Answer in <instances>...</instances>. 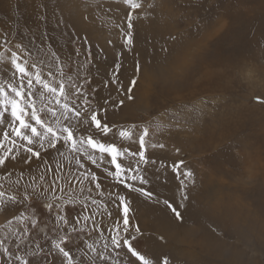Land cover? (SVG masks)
Instances as JSON below:
<instances>
[{"label": "rangeland", "instance_id": "374dc122", "mask_svg": "<svg viewBox=\"0 0 264 264\" xmlns=\"http://www.w3.org/2000/svg\"><path fill=\"white\" fill-rule=\"evenodd\" d=\"M62 2L71 4L66 15L71 11L79 14L87 12L88 16L92 17L96 14L93 18H87V23L94 27L96 36H80L76 33V29L72 28L71 21L65 18H63L64 25L57 28V17L65 14L61 8ZM38 3L40 0H0V29L14 36L18 27L23 30L27 25L39 36L45 27L36 19ZM45 3L49 5L47 9L49 21L46 28L48 38L44 45H40L37 40V46L33 47L34 58L43 60L44 64L48 65L50 58L47 53L50 50H57L64 59H67L73 55L74 49L79 48L83 53L85 47L90 45L95 65L92 68V84L100 88L99 97H108L110 94L103 88V81L107 79L118 53H124L121 72L125 69V74L132 78L136 60L131 70L130 63L126 59L133 60V51L123 50L120 33L115 27L128 11L123 0H45ZM146 3L152 4L153 8L150 9V18L145 19L149 23L144 26L151 34H158L153 40L158 47L150 49L152 45H148L145 52L147 54L141 53L140 58L136 54L138 57L135 58H139L142 72L148 69L149 62H153L154 58H162L164 63L170 56L166 62L170 63L173 52L180 50L181 55L175 61L173 68L174 80L162 87L158 82L148 87L147 97H144L141 106L136 110L133 109L131 113L128 112L137 121H132L131 119H134L132 117H126L128 121L124 118L125 121L123 120L121 125L148 126L150 140H158L166 146L165 149L150 150H154L156 154L167 155L169 158L181 154V159H184L186 164H192L191 169L200 167L205 172H210L208 174H213L214 179L223 180L219 186L221 189L226 187L225 190L236 199L238 195L240 199L245 200L249 212L242 211L241 214L245 216L248 213L247 234L250 238L260 236L263 240V249L260 250L257 243L255 245L252 243L251 248L246 247L242 244L243 240H235L232 235L226 238L227 243L230 242L231 245L236 243L237 250L242 251L245 256H239V259L229 262L264 264V103L258 102L257 99L264 101V0H146ZM113 5L117 9L113 15L119 19H111L112 14L101 15L94 10L112 9ZM91 10L94 11L91 13ZM76 17L78 15L74 14L71 20ZM137 28L136 24L135 30ZM170 36H179V44H174L169 39ZM99 42L107 44L112 50L110 54H103L106 58H99L101 56ZM134 43V49L138 51L143 47L136 33ZM162 47H167L169 51L163 52ZM187 63L190 65L184 69ZM51 67L55 71V64ZM96 67L99 68V73L96 72ZM43 70L46 72L48 68L44 67ZM122 77L126 78L124 75ZM2 78L1 76L0 79ZM166 86L168 87L163 88ZM142 88L146 87L143 85ZM137 92L135 88L132 93L133 98L128 99L124 92L116 94L112 90V99L133 101ZM122 107L116 106L115 110L109 107L106 118L110 125L116 124L115 122L118 121L116 118L121 115ZM173 119L179 121L178 125L161 123ZM219 137L222 139L220 140ZM208 143L211 145L206 146ZM176 148L180 149L179 153H176ZM47 182L44 180V184ZM7 187L8 185H4V190L10 192L11 188ZM83 190L86 193L88 191L85 188ZM241 195H244L243 198ZM42 197L44 208H40V222L36 224L33 239L36 243L45 244L48 236L54 237L58 242L67 236V248L75 251V248H79L81 240L88 237L91 230L87 228L91 221L74 223L73 219L76 209L91 197L86 194L80 198L71 195L68 191L60 195L46 193ZM225 197L223 196V199ZM234 205L232 202L233 207ZM162 206L160 204V207ZM37 207L39 208V204ZM66 207L68 212L65 215ZM260 208L263 209L262 212ZM15 213L16 209L11 206L0 207V238L16 231L19 226L16 222L11 226L8 224ZM26 219L35 223L31 213ZM141 231L142 236L133 242V246L150 253L151 240L156 239L157 236L150 231L149 233L143 229ZM175 235L177 237L175 241L166 239L169 248L164 252L161 247L159 250L161 256L167 255L169 258L171 256L170 259H174L171 254L172 249H176L173 250L175 252L196 250L197 253L198 248H188L185 245L184 249L185 246L177 242L186 241V237H182L177 232ZM96 239L93 233L88 242L91 243ZM191 239L200 240L196 235ZM99 242L103 241L100 239ZM120 256L122 264H136L135 259L126 251L122 250ZM177 257L180 261L183 260L181 258L183 255ZM215 262L212 261L211 264H226L223 261ZM182 263L192 264L186 260ZM82 264H86V261Z\"/></svg>", "mask_w": 264, "mask_h": 264}, {"label": "snow or ice", "instance_id": "6c2138e0", "mask_svg": "<svg viewBox=\"0 0 264 264\" xmlns=\"http://www.w3.org/2000/svg\"><path fill=\"white\" fill-rule=\"evenodd\" d=\"M123 3L128 11L115 27L120 33L123 50L132 52L135 23L149 19L153 5L146 0H123ZM48 7L45 0L36 5V19L45 27L39 36L27 26L23 30L18 27L14 36L0 29V63L6 65V70L0 69L3 77L0 79V181L11 179L10 192L0 183V207L15 208L16 213L8 224L16 222L19 225L14 233L0 238V264H37L38 257L39 264H82L84 261L86 264H122V250L130 254L136 264H173L167 255L156 259L133 246L142 231L138 223H130L134 212L131 194L162 204L176 221L183 222L181 209H186L191 202L196 174L184 159L169 163L150 156V149H165L166 146L158 140H150L148 126L125 127L110 125L107 121L109 107L115 110L116 106L124 104L123 99H112V90L116 94L124 92L128 99L133 98L142 72L139 59L132 78L125 85L121 73L124 53H118L103 81V88L110 94L99 97L100 88L92 84L95 65L90 45L83 53L79 48L74 49L67 59L57 50H50L48 65L34 58L33 47L37 46V40L40 45L47 42ZM110 13L111 8H105L102 14ZM64 23L62 15L57 17V28ZM169 39L174 44L180 42L179 36ZM161 50L169 51L167 47ZM100 52L99 58H106L103 50ZM52 64H55V71ZM44 67L48 71L45 72ZM95 70L99 73L98 67ZM161 123L178 125L179 121ZM175 151L179 153L180 149ZM87 164L102 167L113 183L105 188ZM150 168L158 174L157 179L163 177L165 180L171 170L180 186L177 201L160 198L151 187ZM85 177L92 190L89 192L91 199L76 209L73 222L91 221L88 237L81 240L75 251L67 248V236L59 242L48 236L45 244L36 243L33 236L40 222V208H44L41 194L45 192V185L38 182L48 181V193L60 195L67 188L80 184ZM121 185L126 192L120 191ZM67 212L68 207L64 214ZM29 213L35 223L26 219ZM93 233L97 239L89 243ZM100 239L102 243L98 242ZM159 239L166 241L163 235Z\"/></svg>", "mask_w": 264, "mask_h": 264}, {"label": "bare ground", "instance_id": "6f19581e", "mask_svg": "<svg viewBox=\"0 0 264 264\" xmlns=\"http://www.w3.org/2000/svg\"><path fill=\"white\" fill-rule=\"evenodd\" d=\"M61 4H62L61 8L63 10V13H65L64 15L62 14L63 18H65L67 21L68 20L71 21V26L72 28L74 27L76 29V33H78L80 36L84 35L85 37L96 36L94 27L87 23V18H93L95 17L94 15L96 14H94L92 17V16H88L87 12H83V13L81 12L79 14V13H74L71 11L69 15H66L67 9L70 10L69 7H71V4H67L66 2H62ZM111 7L112 9H111L110 14L112 15H110V18L119 19V17H116L115 15H113L114 13L117 12L115 5ZM31 9L33 8L31 7ZM94 10L98 14L102 15L104 9L98 8ZM94 10H91V13ZM74 14H77L78 17H76L72 21L71 17ZM148 23H149L148 20H140L136 22L138 28L135 30V33L137 34L139 40H141L143 47L140 48L139 51L136 49L133 50V60L132 61H130L129 58L126 59V61L130 63L131 70H133L135 60L140 58V54L141 53L142 55L147 54L145 52L147 51L148 45L149 46L152 45L150 49H156L158 47L156 43L153 41L158 37V34L157 33L151 34L150 32L146 30L147 27H145L144 25H147ZM98 46H99V50L100 49L103 50V54L107 55L108 53L110 54L112 51L110 48H108L107 44H104L102 42H99ZM136 54L139 56V58H135V57H138L136 56ZM168 58H170V56ZM144 59L142 61V64L144 63ZM167 59L163 63L162 58L161 59L154 58L153 62H149V65H148V69L150 68V71L147 74H145V71L141 72L142 77H140L139 86L136 87L138 92L135 93L133 101H129L126 99L127 102L126 101H125L126 103L124 102L125 105H123V107L121 108V115L117 116L116 119H118V121L115 122L116 124L114 123L115 125H121L123 123L124 118L126 117L134 118L132 114H129L128 112L131 113L133 109L136 110L138 107L141 106L142 101L144 100V97L145 96L147 97L148 87L155 85L154 84L155 82H158V84L160 83L161 84L160 86L162 87L167 82L174 80L173 68L176 63L174 64L166 63ZM165 63L166 65L163 66ZM189 65L190 64L187 63L184 65L183 68L186 69L189 67ZM0 69L6 70V65L0 63ZM121 73L122 75L126 76L125 79L123 78V81L125 85H127L131 76L125 74L126 73L125 69H123ZM143 85L146 88L141 89ZM167 87L168 86L163 87V88H167ZM126 120L128 121L127 118ZM131 120L137 121L135 118ZM122 126H125V125H122ZM221 139L222 138H220V140ZM209 145L211 144L210 143L206 144V146H209ZM132 147L138 148L137 145L136 146L132 145ZM153 151L154 150H149L150 156L155 157L157 159H164L169 163H172V162H175L181 159V154L176 155V157L169 158L167 155L156 154ZM60 162L63 163V160L61 159ZM187 165L190 168L192 166V164H187ZM35 167L36 165L33 164V168ZM86 167H88L91 171L96 173V175L99 177L102 185L105 188H108L113 183L106 176V173L103 171L102 167L96 168L95 166H92L90 164H87ZM194 172L196 174L197 183L195 185V189L192 193L191 202L188 204V207L186 209H181L182 214L184 216L183 222L176 221L172 213L168 211L167 209H165L164 206L160 207V204H155L153 202L146 201L143 198L138 197L137 194L135 193L131 194L134 212L131 215L130 223H133V224L138 223L141 229L145 230L146 232L150 231V233L152 232L155 236H157L156 239L153 237L154 240H151L150 237H149L150 239L148 238L149 242L150 240L152 241L151 243L152 245L150 244L151 256L156 259L161 258L162 256L159 251L160 248L162 247L164 249L163 251L166 252L168 251L167 249L169 248V245L166 241H161L159 237L163 235L164 237H166L167 240L175 241L177 238L175 237L176 236L175 232L181 234L182 237H186L185 238L186 241L179 240L177 242H179L180 244L184 246L187 245L188 248H191V247L198 248V251H197L198 254L196 253V250L195 251L192 250L189 252L188 251L189 249H188L187 251L178 250L177 252H175L176 249H172L173 253L171 252V254L174 256V259H171V260L173 264H183L182 263L183 260H186V262H190L192 264H211L212 261L214 262L217 261V263L223 261L224 263L228 264L235 259H239L238 258L239 256H245L242 251L237 250L238 247L236 243H234L233 245H231L230 242L227 243L226 238L227 237L230 238L232 235H234L235 240H243L242 244L245 245L246 247L251 248L253 246L252 243H254V245L257 243L259 245V249L262 250L263 249L262 238L260 236H253V238H250L247 234L248 229L246 226V221L248 219V213L245 216L241 214L242 211L249 212V207L246 204V201L240 199L238 195H237L238 199H236V197H234L232 194L227 192V190H225L226 187L221 189V187L219 186H221V183L223 180L221 181V179H214L213 174H208L210 172L206 171L207 172L206 173L200 167H197L196 169H194ZM89 175H91V173H89ZM157 176L158 174L153 172L152 169L150 168L149 169V179L152 180L151 187L161 195L160 197L161 199L169 198L173 201H177L179 199L178 190L180 186H179L178 180L176 179L175 175L171 172V170L167 172L166 180L163 177H161L160 179H157ZM86 181H87V177H85L84 180H81L80 184L74 185L72 188H67V185H64V187L67 188L68 193H70L71 195L83 198L86 194H89V192L92 191ZM0 183H3L4 185H8L9 187V185L11 184V179L0 181ZM38 183L44 184V179H41ZM44 185H45V192L41 194L42 196L48 193V187H47L48 182L45 183ZM83 188L88 190L87 193L86 191L83 190ZM120 191L126 192L127 190L124 189L123 186L121 185ZM237 194L240 195L241 193H237ZM223 196H226L225 199H223ZM241 196L243 198L244 195H241ZM234 199L236 200L233 201ZM232 202H234L235 204L234 207L232 206ZM89 207H91V205H89ZM260 209L262 212L263 209L262 208ZM96 219H99V217H96ZM90 225L87 228L89 230H91ZM105 235H107V233H105ZM194 235H196L200 240L199 241L198 239H196L195 241L192 240L191 237H193ZM148 236L150 235L148 234ZM185 248L186 246L184 247V249ZM179 255L180 256L183 255V257H181L183 258V260L180 261L179 257H177ZM210 256H213V257L210 258Z\"/></svg>", "mask_w": 264, "mask_h": 264}, {"label": "clouds", "instance_id": "9594fccd", "mask_svg": "<svg viewBox=\"0 0 264 264\" xmlns=\"http://www.w3.org/2000/svg\"><path fill=\"white\" fill-rule=\"evenodd\" d=\"M181 55V51L177 50L175 52L172 53L171 55V59H170V64H174L175 61L177 60V58ZM150 71V69H146L145 70V74H147Z\"/></svg>", "mask_w": 264, "mask_h": 264}]
</instances>
